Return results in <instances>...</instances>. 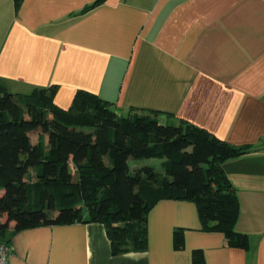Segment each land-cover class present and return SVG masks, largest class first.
Masks as SVG:
<instances>
[{"label":"crops","instance_id":"obj_1","mask_svg":"<svg viewBox=\"0 0 264 264\" xmlns=\"http://www.w3.org/2000/svg\"><path fill=\"white\" fill-rule=\"evenodd\" d=\"M95 1L22 0L15 11L0 0V79L15 94L54 85L63 109L87 91L118 116L157 112L242 149L223 169L249 249L202 231L193 202L162 200L145 251L111 255L99 223L41 226L9 233L8 264H191L194 249L205 264H264V0H105L85 12Z\"/></svg>","mask_w":264,"mask_h":264},{"label":"trees","instance_id":"obj_2","mask_svg":"<svg viewBox=\"0 0 264 264\" xmlns=\"http://www.w3.org/2000/svg\"><path fill=\"white\" fill-rule=\"evenodd\" d=\"M21 1L14 0L15 11ZM56 91L52 85L15 94L0 79V244L9 247L11 231L99 223L111 255L142 252L149 211L172 200L195 204L202 231L249 249L248 236L235 231L239 203L223 169L242 149L184 120L160 123L157 112L118 116L83 90L63 109L54 103ZM142 159L162 160V171L143 166L131 175L129 160ZM172 247L183 250L182 228L173 230ZM190 259L205 264L200 249Z\"/></svg>","mask_w":264,"mask_h":264},{"label":"rangeland","instance_id":"obj_3","mask_svg":"<svg viewBox=\"0 0 264 264\" xmlns=\"http://www.w3.org/2000/svg\"><path fill=\"white\" fill-rule=\"evenodd\" d=\"M37 135L38 134L36 132L30 133V139L32 143L36 142ZM161 163H162V160H159V159L129 160L128 162L129 173L133 175L136 169L141 168L143 166H150V167H153L156 171L161 172L162 171ZM29 178L30 180H34V175L32 173H29Z\"/></svg>","mask_w":264,"mask_h":264},{"label":"built area","instance_id":"obj_4","mask_svg":"<svg viewBox=\"0 0 264 264\" xmlns=\"http://www.w3.org/2000/svg\"><path fill=\"white\" fill-rule=\"evenodd\" d=\"M10 256V248L6 245L0 244V264H8Z\"/></svg>","mask_w":264,"mask_h":264}]
</instances>
